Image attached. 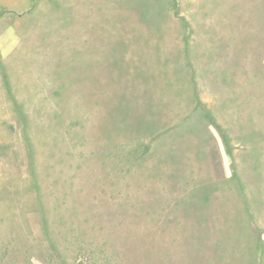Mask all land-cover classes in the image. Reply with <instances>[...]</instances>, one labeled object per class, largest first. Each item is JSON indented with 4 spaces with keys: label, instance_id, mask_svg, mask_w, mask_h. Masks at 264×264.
<instances>
[{
    "label": "rangeland",
    "instance_id": "374dc122",
    "mask_svg": "<svg viewBox=\"0 0 264 264\" xmlns=\"http://www.w3.org/2000/svg\"><path fill=\"white\" fill-rule=\"evenodd\" d=\"M26 7L0 58V264H115L150 212L230 214L221 249L264 264V0Z\"/></svg>",
    "mask_w": 264,
    "mask_h": 264
},
{
    "label": "crops",
    "instance_id": "0c3cea01",
    "mask_svg": "<svg viewBox=\"0 0 264 264\" xmlns=\"http://www.w3.org/2000/svg\"><path fill=\"white\" fill-rule=\"evenodd\" d=\"M27 2L28 0H0V28L3 26L9 28L6 31L8 35L6 42L5 36L0 33V58L2 59L9 57L5 53L11 48L6 50V43L12 45L21 41L22 37L18 36L14 28L27 26L20 20L14 21V18L9 16V12L16 13V16L20 18L29 10L26 7ZM2 7L6 8L3 12ZM4 101L5 86L0 70V102ZM214 215L198 216L188 212H178L173 215L150 212L147 216L139 217L141 221L126 224L128 230L132 232L131 243L123 250L117 246L114 254L115 264H263L258 259V254H253L255 249L249 244L237 249L241 251L239 254L236 252V247L232 245L226 250L221 249L230 244L231 239L236 238L234 230L237 228V222L232 221L236 218L227 213L224 217ZM234 215L241 220L242 230L248 231L247 229L251 230L254 227V224L249 221L251 215ZM221 218L223 221L217 220ZM194 226L195 236L192 234ZM218 232H223V235Z\"/></svg>",
    "mask_w": 264,
    "mask_h": 264
}]
</instances>
